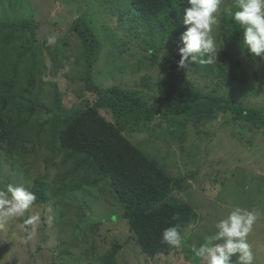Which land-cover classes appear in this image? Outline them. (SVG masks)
Returning <instances> with one entry per match:
<instances>
[{"label":"trees","instance_id":"1","mask_svg":"<svg viewBox=\"0 0 264 264\" xmlns=\"http://www.w3.org/2000/svg\"><path fill=\"white\" fill-rule=\"evenodd\" d=\"M100 2L113 27L133 38L135 45L142 42L144 53L152 56L136 64L140 82L134 85L140 88L115 85L104 90L91 80L87 73L103 44L82 19H76L71 28L75 67L83 74L73 85L84 84L78 98L86 92L95 94L92 104L87 101L84 106H70V94L61 97L58 89L50 94L54 105L47 104V93L42 95L35 73L21 70L26 61L22 57L13 60L15 47L0 45V169L10 163L13 171L16 160L35 158L43 152L46 174L29 182L27 188L37 195L34 205L48 206L60 197L103 184L122 203V218L140 251L152 259L168 257L179 248L162 243V231L178 224L183 234L199 217L192 205L170 201L174 190L190 187L185 186L187 179L198 180L204 165L205 158L198 162V157L186 153L189 132L200 131L201 124L218 119L223 120L222 126L227 121L223 117L229 114L241 123V130H264V106L250 101L261 90L258 81L264 75V61L219 51L213 64L192 63L179 68L187 0ZM0 37L4 42L8 39L1 32ZM170 41L171 55L160 61L158 54ZM245 60L255 69L250 82ZM160 140L166 145L170 140L179 144L187 154L182 167L187 166L189 172L178 176L169 173L168 158L156 152L160 148L154 142ZM50 168H55L57 175L51 177ZM13 176L8 177L10 184ZM25 181L16 186L26 188ZM174 215L179 219L173 220ZM122 250V244L114 242L109 251L97 257L96 264H117Z\"/></svg>","mask_w":264,"mask_h":264},{"label":"rangeland","instance_id":"2","mask_svg":"<svg viewBox=\"0 0 264 264\" xmlns=\"http://www.w3.org/2000/svg\"><path fill=\"white\" fill-rule=\"evenodd\" d=\"M234 4L235 0H223L220 24L213 34L219 51L244 57L247 53L242 49V30L225 13L230 7L235 11ZM76 19H82L103 44L87 73L91 80L104 90L115 85L138 87L139 84L134 85L140 82L136 64L151 60L152 56L144 53L142 42L135 45L133 38L113 27L100 0H0V32L8 38L4 42L0 37V45L15 47L11 54L13 60L22 57L26 61L21 70L35 73L42 95L47 93V104L54 105L49 100L54 89H58L61 97L70 94L67 95L70 106H84L87 101L92 104L96 95L86 92L78 98L77 94L85 90L84 84L73 85L76 79L79 81L78 76H83L75 67L73 52L71 28ZM53 35L56 42L48 44V38ZM22 36L25 37L23 42ZM171 44L168 42L159 52L160 61L170 57ZM246 64L247 82H250L255 69L245 60L243 65ZM258 83L259 95L250 101L253 105L264 106V75ZM53 109L57 111L56 107ZM232 118V114L223 117L228 124L226 121L222 126L223 120L219 119L204 126L201 124V132L192 129L184 144L189 157L194 154L198 162L205 159L198 175L199 182L189 178L185 186L190 187L174 190L170 195V201L188 203L199 214L191 228L182 234L184 244L178 253L154 259L143 254L131 238L128 222L122 218V203L100 184L70 197H60L48 206L33 205L23 217L0 221V264H96L100 260L97 257L109 251L117 241L123 247L117 264H206L195 255L193 247L198 248L214 233L215 224L235 207L256 213L257 220L248 240L254 264H264V130H241V123ZM154 143L160 148L155 149L160 157L168 158L170 174L178 176L189 172L187 166L182 167V158L187 154L177 142L170 140L166 145L160 140ZM13 165V171L10 163L0 169V190H6L10 184V174H15L12 185L26 180V188L29 182L46 174L43 152L35 158L16 160ZM50 174L51 177L57 175L55 168H50ZM37 213L40 215L38 224L25 223L29 216ZM237 257L238 254L231 258L232 264H236Z\"/></svg>","mask_w":264,"mask_h":264},{"label":"clouds","instance_id":"3","mask_svg":"<svg viewBox=\"0 0 264 264\" xmlns=\"http://www.w3.org/2000/svg\"><path fill=\"white\" fill-rule=\"evenodd\" d=\"M189 7L184 10L183 26L186 30L180 36L183 47H179V68L192 63L210 65L217 60L220 50L213 34L220 24L219 12L223 0H187ZM234 8L225 13L242 30V49L248 56L264 61V0H235ZM56 36L48 38L54 44ZM191 57V60H189ZM187 62V63H186ZM37 201L35 192L23 186L9 184L0 190V221L23 217ZM179 219L178 215L172 217ZM257 220L254 211L240 207L233 208L228 215L215 224L214 233L208 235L200 246L193 247L197 257L206 264H232L231 258L238 254L236 264H254V255L248 237ZM40 222V215L29 216L28 225ZM161 242L171 248L184 244L180 226H170L162 231Z\"/></svg>","mask_w":264,"mask_h":264},{"label":"bare ground","instance_id":"4","mask_svg":"<svg viewBox=\"0 0 264 264\" xmlns=\"http://www.w3.org/2000/svg\"><path fill=\"white\" fill-rule=\"evenodd\" d=\"M197 137V136H196Z\"/></svg>","mask_w":264,"mask_h":264}]
</instances>
